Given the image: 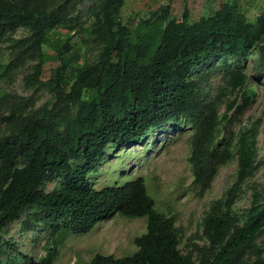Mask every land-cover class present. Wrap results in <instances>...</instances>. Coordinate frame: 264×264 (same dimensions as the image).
Listing matches in <instances>:
<instances>
[{"label":"trees","instance_id":"obj_1","mask_svg":"<svg viewBox=\"0 0 264 264\" xmlns=\"http://www.w3.org/2000/svg\"><path fill=\"white\" fill-rule=\"evenodd\" d=\"M123 2L99 0L96 22L81 31L95 35L102 46L95 61L79 65L70 38L49 42L48 29L61 19L46 3L0 0V40L19 27L32 32L10 44L9 53L16 61L12 68L26 58L34 60L30 79L36 82L48 60L58 62L50 78L54 99L50 107L28 115L10 111L5 116L15 127L0 134V231L24 211L36 210L33 222L43 221L51 229V240L46 253L29 264H53L65 233L86 234L118 213L126 218L146 217L145 231L134 238L135 252L118 258L96 253L84 264H234L248 251L255 257L253 264H264L255 243L264 233V191L253 186L241 225L233 227L228 212L235 189L254 161V142L243 134L236 149L237 182L224 201L227 210L210 213L204 222V234L216 252L200 263L180 252L175 217L155 209L142 177L100 189L91 187L88 180L109 144L138 143L149 131L187 116L194 128L189 156L194 182L207 187L217 166L230 158L227 149L218 150L215 145L217 127L227 121L235 101L219 117L213 102L205 104L197 94L204 75L196 80L189 76L216 57H238L249 50L264 18L248 20L233 0L194 21L188 20L187 9L181 19H169L165 6L159 9L163 13L157 33L149 37L138 27L130 31L116 21L115 12ZM43 44L50 45L56 55L45 54ZM259 51L264 67V47ZM10 65H4L3 74ZM244 83L242 71L229 72L231 90ZM237 107L241 111L245 102ZM57 176L58 185L43 190L42 184ZM25 223L27 230L34 227Z\"/></svg>","mask_w":264,"mask_h":264},{"label":"rangeland","instance_id":"obj_2","mask_svg":"<svg viewBox=\"0 0 264 264\" xmlns=\"http://www.w3.org/2000/svg\"><path fill=\"white\" fill-rule=\"evenodd\" d=\"M226 0H124L115 12L117 22L125 24L130 31L139 28L149 37L157 33L160 8L169 7V19H181L184 9L188 20L194 21L215 10ZM230 1V0H229ZM232 1V0H231ZM237 1L248 20L258 16L264 18V0ZM46 3L52 14H59L61 21L47 31L49 42L58 38H70L79 54V65L96 60L101 42L95 35L81 31L97 20L99 0H31ZM148 22V23H146ZM258 28L254 45L238 57L219 56L193 70L189 79L196 80L204 75L198 88V96L206 103L213 102V108L220 117L226 105L235 101V107L228 112L227 121L218 125L216 149H227L230 158L217 166L207 187L194 182L189 156L192 147L193 125L189 117L178 116L160 128L149 131L135 144L125 146L111 143L97 168L88 175L91 187L100 189L111 185H123L137 177L145 181L146 190L155 201V209L175 217L179 244L184 255L195 263L203 257H210L216 250L209 245L204 234V222L212 213L226 211L224 201L227 192L238 178L236 149L243 134L254 142V161L244 180L234 191L235 200L228 209L232 226L241 225L246 217L252 198L253 186L264 191V67L260 60V48L264 47V20ZM28 29L19 27L8 31L0 40V134L15 127L13 120L5 119L10 111L18 116L28 115L54 102L50 78L58 65L48 60L39 80L32 82L34 60L26 58L13 67L14 56L9 53L13 40L31 36ZM45 54L55 56L48 45H42ZM11 64L7 73L4 65ZM239 70L245 75L242 87L231 90L227 86L228 74ZM245 107L238 111L237 106ZM60 177L42 184L45 191L58 185ZM36 210H26L20 217L0 231V264H29L42 257L50 247L51 229L43 221L33 222ZM34 225L27 230L25 222ZM31 225V224H30ZM146 217L126 218L113 213L96 224L88 233L64 234L63 243L57 247L53 264H84L93 255L111 254L114 257L131 255L136 250L134 238L145 231ZM256 246L262 250L264 262V233L259 236ZM251 252L244 253L234 264H253Z\"/></svg>","mask_w":264,"mask_h":264}]
</instances>
